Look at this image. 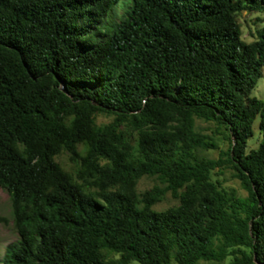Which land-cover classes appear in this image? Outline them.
I'll return each instance as SVG.
<instances>
[{
    "label": "trees",
    "instance_id": "1",
    "mask_svg": "<svg viewBox=\"0 0 264 264\" xmlns=\"http://www.w3.org/2000/svg\"><path fill=\"white\" fill-rule=\"evenodd\" d=\"M242 12L264 0H0V264H264V19L246 42Z\"/></svg>",
    "mask_w": 264,
    "mask_h": 264
},
{
    "label": "rangeland",
    "instance_id": "2",
    "mask_svg": "<svg viewBox=\"0 0 264 264\" xmlns=\"http://www.w3.org/2000/svg\"><path fill=\"white\" fill-rule=\"evenodd\" d=\"M264 19L262 14H251L247 12H242L238 16V23L241 28L242 37L246 42H251L256 38V31L262 27L261 20ZM254 95L264 99V77L260 79L257 88L254 89ZM110 119L107 117L99 116L98 122L106 123ZM198 127L201 131L210 134L213 131V124L206 123L203 121L197 122ZM255 135L258 136L257 126H255ZM216 139L221 148L225 149L228 145L227 141L221 140V136L216 135ZM256 145L255 139L250 142V147ZM207 156L209 158L216 159L218 157V151H210ZM57 160L65 167V169H71L72 165L69 163L65 155L57 158ZM223 183L226 188H233L237 191L239 195H245V192L241 189L239 182L233 178L232 172L227 170L223 175L216 176ZM152 179H142L138 184V190L144 191L149 189L154 184ZM175 200L171 196L167 197V200L158 204L155 208L157 210H164L169 206L175 204ZM17 240V234L13 229L12 223V207L8 194L0 189V256L3 253L5 247ZM131 264H139L137 262H132Z\"/></svg>",
    "mask_w": 264,
    "mask_h": 264
}]
</instances>
